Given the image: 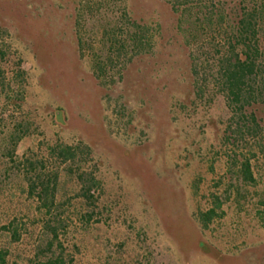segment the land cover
<instances>
[{
  "label": "rangeland",
  "instance_id": "1",
  "mask_svg": "<svg viewBox=\"0 0 264 264\" xmlns=\"http://www.w3.org/2000/svg\"><path fill=\"white\" fill-rule=\"evenodd\" d=\"M175 26L159 0H0V250L10 252L8 264H264V178L241 190L240 210L235 191L225 196L226 215L209 230L198 219L224 195L229 111L220 95H194L190 51ZM112 30L115 47L104 36ZM135 31L142 46L131 41ZM60 144L92 150L72 165L85 162L99 181L91 199L58 159ZM28 160L58 176L50 209L30 195ZM258 166L264 177V159ZM12 224L19 242L4 229Z\"/></svg>",
  "mask_w": 264,
  "mask_h": 264
},
{
  "label": "trees",
  "instance_id": "2",
  "mask_svg": "<svg viewBox=\"0 0 264 264\" xmlns=\"http://www.w3.org/2000/svg\"><path fill=\"white\" fill-rule=\"evenodd\" d=\"M159 1L170 6L176 16V30L184 37V44L190 51L194 95L196 98H202L207 92L220 95L229 111L221 139L223 155L220 159L224 174L219 187H224V195L216 196L207 210L197 214L203 229L209 230L216 218L226 215L223 207L231 196L226 199L225 196L235 191V205L240 210L241 201L245 199L241 190L258 188L264 178L258 166L259 161L264 159V0ZM133 26L140 29L139 25ZM133 34L131 41L142 46L136 31ZM104 36L111 47L119 44L116 31H105ZM79 48L82 50L80 42ZM5 55L0 46V58ZM94 68L100 77L104 75L105 67L96 63ZM24 126L20 122L16 129H23ZM20 139V136L17 137V140ZM56 151L62 163L71 164L68 174L76 176L83 185L85 197L91 199L99 181L85 171V162L81 161L78 171L73 170L72 165L80 153L90 157L92 150L88 146L60 144L56 146ZM28 166L30 171L36 172L35 177L30 179V195L36 196L41 205L49 208L55 201L58 176L46 177L39 173L38 170L45 168L43 161L28 160ZM226 178L228 185H223L222 181ZM258 204L263 208L262 212L258 210L259 216L264 215V198ZM4 229H8L14 242L21 240L18 227L14 224ZM53 236L57 239L55 228ZM49 247H53V242ZM202 248L206 250L205 245ZM9 255L8 250H0V264H8ZM63 263L61 258H57L47 264Z\"/></svg>",
  "mask_w": 264,
  "mask_h": 264
}]
</instances>
